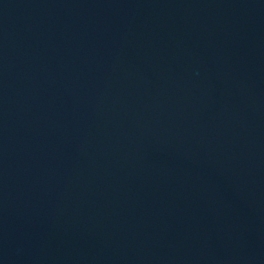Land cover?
Wrapping results in <instances>:
<instances>
[{
	"label": "water",
	"instance_id": "1",
	"mask_svg": "<svg viewBox=\"0 0 264 264\" xmlns=\"http://www.w3.org/2000/svg\"><path fill=\"white\" fill-rule=\"evenodd\" d=\"M0 264H264V0H0Z\"/></svg>",
	"mask_w": 264,
	"mask_h": 264
}]
</instances>
